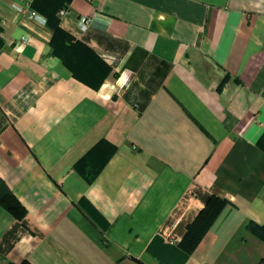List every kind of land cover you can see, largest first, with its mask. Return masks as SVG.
Listing matches in <instances>:
<instances>
[{"label": "crops", "instance_id": "crops-1", "mask_svg": "<svg viewBox=\"0 0 264 264\" xmlns=\"http://www.w3.org/2000/svg\"><path fill=\"white\" fill-rule=\"evenodd\" d=\"M52 13L109 67L97 86L54 52ZM0 177L26 210L0 206V264H257L264 0H0Z\"/></svg>", "mask_w": 264, "mask_h": 264}, {"label": "trees", "instance_id": "trees-1", "mask_svg": "<svg viewBox=\"0 0 264 264\" xmlns=\"http://www.w3.org/2000/svg\"><path fill=\"white\" fill-rule=\"evenodd\" d=\"M48 22L54 28V36L60 38L59 43H54V52L66 61V64L70 67L72 73L84 82L89 83L92 86H97L100 81L98 78L99 69L102 71H107L108 66L96 56L94 51L88 46L78 42L73 41L72 36L62 29L58 25L57 19L54 17L53 13L48 16ZM53 42V40H52ZM72 54L75 55L74 60L76 62H90L89 66L83 64L71 65L67 58ZM73 64V63H72ZM78 68H88L84 70H79ZM90 68V69H89ZM94 68V71L93 69ZM226 204L225 199L211 196L208 200L206 206L198 213L192 224L189 226L188 231L184 235L182 241L180 242V247L183 252L187 254L190 253L197 242L200 240L204 232L208 229L210 224L216 218L218 213L221 211L222 207ZM0 206L4 207L10 213L18 218H22L25 213V207L18 200L15 194L10 190L4 180L0 177ZM248 228L251 232L256 234L258 237L264 240V223L258 224L253 221L248 222ZM5 264H15L8 261ZM20 264H31L28 260H23ZM257 264H264V257H262Z\"/></svg>", "mask_w": 264, "mask_h": 264}, {"label": "built area", "instance_id": "built-area-1", "mask_svg": "<svg viewBox=\"0 0 264 264\" xmlns=\"http://www.w3.org/2000/svg\"><path fill=\"white\" fill-rule=\"evenodd\" d=\"M88 1H93V0H88ZM15 9L19 12H26L28 17L30 18H34V19H40V20H44V18H42L39 14H37L34 10L29 9V7H22V6H15ZM66 12V9L63 8L62 10H60V14H63ZM92 22V16L90 15H82L79 18L78 24H79V28L84 31L87 30L88 26L91 24Z\"/></svg>", "mask_w": 264, "mask_h": 264}]
</instances>
